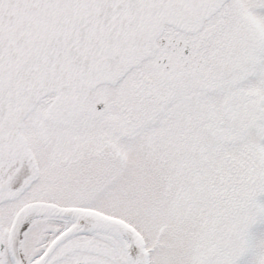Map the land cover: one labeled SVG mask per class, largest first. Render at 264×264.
Instances as JSON below:
<instances>
[{"label":"snow or ice","instance_id":"1","mask_svg":"<svg viewBox=\"0 0 264 264\" xmlns=\"http://www.w3.org/2000/svg\"><path fill=\"white\" fill-rule=\"evenodd\" d=\"M0 264H264V0H0Z\"/></svg>","mask_w":264,"mask_h":264}]
</instances>
